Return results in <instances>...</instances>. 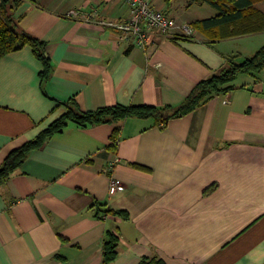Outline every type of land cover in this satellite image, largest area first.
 Segmentation results:
<instances>
[{"label": "crops", "instance_id": "crops-1", "mask_svg": "<svg viewBox=\"0 0 264 264\" xmlns=\"http://www.w3.org/2000/svg\"><path fill=\"white\" fill-rule=\"evenodd\" d=\"M149 1L177 27L137 48L103 24L129 17L124 0H20L17 24L43 41L49 68L40 75L27 44L0 57V167L71 99L81 110L177 105L228 56L264 44L263 31L197 28L217 14L206 2ZM254 5L264 12V0ZM231 83L164 122L68 121L28 150L0 179V264H264V66ZM110 177L123 189L109 192ZM109 234L116 253L105 261Z\"/></svg>", "mask_w": 264, "mask_h": 264}, {"label": "trees", "instance_id": "trees-1", "mask_svg": "<svg viewBox=\"0 0 264 264\" xmlns=\"http://www.w3.org/2000/svg\"><path fill=\"white\" fill-rule=\"evenodd\" d=\"M206 2L217 10V14L194 22L197 28L211 31L214 37H225L257 31L264 32V12L255 7L260 0H191ZM20 0H0V57L9 51L29 45L35 56L43 63L40 75L44 76L49 68V60L43 50V41L23 31L17 24L14 14ZM264 66V44L252 55L239 59L238 54L226 58L224 65L210 76L199 80L190 93L177 105L156 106L152 104H111L92 110H81L71 99L65 104L64 112L52 120L34 138L13 149L0 167V179L5 177L21 162L24 154L39 146L48 136L60 131L68 121L80 126L99 122H110L126 116L158 117L164 122L171 116L186 113L205 102L218 92H227L233 87L231 83L240 72H252ZM118 127L110 134L112 143L116 142ZM116 237L109 234L103 244V258L110 261L116 253ZM148 264H164L162 259H152Z\"/></svg>", "mask_w": 264, "mask_h": 264}, {"label": "built area", "instance_id": "built-area-1", "mask_svg": "<svg viewBox=\"0 0 264 264\" xmlns=\"http://www.w3.org/2000/svg\"><path fill=\"white\" fill-rule=\"evenodd\" d=\"M124 2L129 8V17L126 20L103 22L114 29V40L117 45L125 43L137 48H145L151 41L153 31L168 35L177 27L172 16L152 6L149 0H124ZM67 15L79 17V12L70 9ZM180 28L185 33L192 32V27L188 24H181ZM108 188L109 192L122 190L123 184L120 179L110 177Z\"/></svg>", "mask_w": 264, "mask_h": 264}]
</instances>
